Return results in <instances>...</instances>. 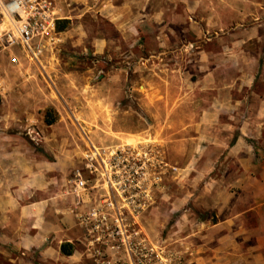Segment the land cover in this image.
Instances as JSON below:
<instances>
[{
    "label": "rangeland",
    "instance_id": "1",
    "mask_svg": "<svg viewBox=\"0 0 264 264\" xmlns=\"http://www.w3.org/2000/svg\"><path fill=\"white\" fill-rule=\"evenodd\" d=\"M55 1L41 63L0 61V264H130L97 260L79 220L106 197L73 192L93 146L131 149L116 204L145 264H264V0H180L164 35Z\"/></svg>",
    "mask_w": 264,
    "mask_h": 264
},
{
    "label": "built area",
    "instance_id": "2",
    "mask_svg": "<svg viewBox=\"0 0 264 264\" xmlns=\"http://www.w3.org/2000/svg\"><path fill=\"white\" fill-rule=\"evenodd\" d=\"M60 21L62 18L55 0H0V61L10 52L20 51L31 62L40 64L45 50L58 35ZM18 59L13 58L12 62L18 64ZM129 148L120 146L104 150L93 146L85 155L82 167L73 172V192L79 207L84 204L83 196L89 188L96 187H90V184L96 180L105 181L103 203L79 215L81 224L91 229V235L97 233L93 240L98 245L95 258H118L122 253L130 264H145L146 239L129 229L116 204V196L121 195L117 180L132 177L137 180L136 176L128 173L134 160ZM122 192L125 194L127 190ZM106 211H115V219L111 223H108Z\"/></svg>",
    "mask_w": 264,
    "mask_h": 264
},
{
    "label": "crops",
    "instance_id": "3",
    "mask_svg": "<svg viewBox=\"0 0 264 264\" xmlns=\"http://www.w3.org/2000/svg\"><path fill=\"white\" fill-rule=\"evenodd\" d=\"M179 1L180 0H103L101 5H97L95 8L97 7L98 13L102 14L113 23L117 29L120 30L122 35H128L132 32L139 35L142 26L150 28L152 30L151 34L156 33L153 32L156 28V30H159V33L157 32L159 35H164V30H167L169 26L164 22L168 19L167 12L170 10V18H175L174 14L176 13L175 11L177 10ZM142 22L144 23L141 26ZM257 33H254L253 37H258L259 35H257ZM56 39L57 37H55L53 41ZM47 50L48 48L45 50L44 55ZM65 257H70V260L76 258L74 260L75 263L78 264L77 255Z\"/></svg>",
    "mask_w": 264,
    "mask_h": 264
},
{
    "label": "trees",
    "instance_id": "4",
    "mask_svg": "<svg viewBox=\"0 0 264 264\" xmlns=\"http://www.w3.org/2000/svg\"><path fill=\"white\" fill-rule=\"evenodd\" d=\"M63 24H64V21H60L59 23H58V31L59 32H61V31H63V29H65V26H63ZM48 122V124H52L53 122L52 121H47ZM71 246H70V244L69 243H66V244H63L62 245V247H61V250H62V253L64 254V255H71L72 254V252H71V250L69 249Z\"/></svg>",
    "mask_w": 264,
    "mask_h": 264
}]
</instances>
